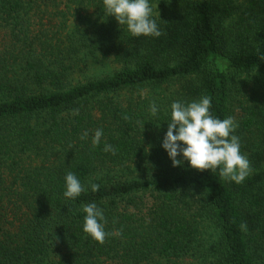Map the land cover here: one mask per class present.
<instances>
[{
    "label": "trees",
    "instance_id": "obj_1",
    "mask_svg": "<svg viewBox=\"0 0 264 264\" xmlns=\"http://www.w3.org/2000/svg\"><path fill=\"white\" fill-rule=\"evenodd\" d=\"M45 1L0 0V264H264V0H150L158 38L130 36L99 0L26 18ZM201 96L218 118L240 111V184L160 146L169 105ZM68 171L98 191L67 200ZM92 202L102 244L82 231Z\"/></svg>",
    "mask_w": 264,
    "mask_h": 264
},
{
    "label": "clouds",
    "instance_id": "obj_2",
    "mask_svg": "<svg viewBox=\"0 0 264 264\" xmlns=\"http://www.w3.org/2000/svg\"><path fill=\"white\" fill-rule=\"evenodd\" d=\"M103 16L112 17L118 26L132 37L150 36L158 38L161 30L153 16L150 0H99ZM212 101L201 96L190 101L174 100L169 105L167 130L161 141L173 167L203 170H218L226 181L242 183L250 171L249 160L241 152L240 138L235 134L237 124L231 116L218 118L210 111ZM149 111L156 116L159 106L155 101L149 104ZM87 131L80 136L86 140ZM103 129L97 128L91 136V144H101ZM104 152L115 153L113 145L104 142ZM179 157V159L177 158ZM63 197L76 201L81 193L97 192L99 184L92 180L84 183L75 172L68 171L64 176ZM84 213L82 231L93 241L104 243L112 233L106 232L107 223L104 211L95 202L81 206Z\"/></svg>",
    "mask_w": 264,
    "mask_h": 264
},
{
    "label": "rangeland",
    "instance_id": "obj_3",
    "mask_svg": "<svg viewBox=\"0 0 264 264\" xmlns=\"http://www.w3.org/2000/svg\"><path fill=\"white\" fill-rule=\"evenodd\" d=\"M63 1H65V0H63ZM59 2V1H58ZM54 5H56V7H57V5H58V3H56V4H54ZM53 4H52V2H50V1H45V3L43 4V3H41V4H39V2H37V3H34L32 6H31V8H30V10H27L28 12V14H26V18H27V16H28V18H29V20L31 21V22H46V21H48L49 20V18H50V16H51V14H52V12H54L55 11V6H54ZM65 5V3H63L62 4V6H60V8H62V7H65L64 6ZM59 6V5H58ZM30 16V17H29ZM27 18V19H28ZM36 29H39L38 28V26L35 28V30ZM3 35V33H1L0 32V37ZM1 41V40H0ZM1 43V42H0ZM262 101V100H261ZM262 103H263V101L262 102H259V106H261L262 105ZM239 112L240 111H236L235 113H234V119L239 115Z\"/></svg>",
    "mask_w": 264,
    "mask_h": 264
}]
</instances>
